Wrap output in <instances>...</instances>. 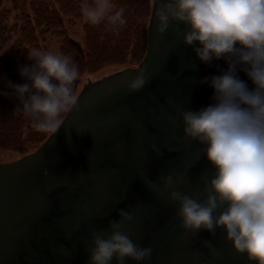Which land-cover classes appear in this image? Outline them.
<instances>
[{
    "label": "water",
    "instance_id": "water-1",
    "mask_svg": "<svg viewBox=\"0 0 264 264\" xmlns=\"http://www.w3.org/2000/svg\"><path fill=\"white\" fill-rule=\"evenodd\" d=\"M156 6L141 63L84 85L38 150L0 164V264H88L92 232L107 230L120 208L133 213L124 224L132 239L152 249L140 264H254L221 229L186 233L160 192L165 173L179 169L188 190L206 166L187 156L192 142L173 117L210 102L199 80L223 61L201 64L171 27L158 33ZM145 65L148 80L129 90L122 81Z\"/></svg>",
    "mask_w": 264,
    "mask_h": 264
},
{
    "label": "clouds",
    "instance_id": "clouds-1",
    "mask_svg": "<svg viewBox=\"0 0 264 264\" xmlns=\"http://www.w3.org/2000/svg\"><path fill=\"white\" fill-rule=\"evenodd\" d=\"M156 5L158 33L171 27L201 64L223 61L199 80L212 89L210 102L182 106L173 117L192 142L194 153L187 156L206 166L188 190L181 187L179 169L165 173L160 192L176 204L186 233L221 229L237 253L264 264V0H156ZM81 12L92 25L126 23L124 8L114 0H82ZM26 58L31 63L17 66L22 82L0 73V96L13 98L34 129L54 133L61 114L76 105L80 69L70 54L40 47H31ZM149 75L141 66L122 83L136 91ZM117 212L107 230L92 232L88 264H140L150 257L151 247L134 241L124 227L133 213Z\"/></svg>",
    "mask_w": 264,
    "mask_h": 264
},
{
    "label": "trees",
    "instance_id": "trees-1",
    "mask_svg": "<svg viewBox=\"0 0 264 264\" xmlns=\"http://www.w3.org/2000/svg\"><path fill=\"white\" fill-rule=\"evenodd\" d=\"M11 1L0 0V73L14 82L17 81L6 58L1 56L14 33L19 37L15 44L21 42L27 49L48 50L47 41L60 38L59 52L70 54L80 69L74 85L76 95L89 80L87 75L136 67L146 54L154 0H114L124 8L126 23L110 26L106 22L92 25L86 21L81 28L83 46L69 35V28L82 17V0H29L23 11L14 15L5 6ZM66 114L63 112L60 119ZM51 133L34 129L13 98L0 96V149L17 153L18 159L37 150Z\"/></svg>",
    "mask_w": 264,
    "mask_h": 264
},
{
    "label": "rangeland",
    "instance_id": "rangeland-1",
    "mask_svg": "<svg viewBox=\"0 0 264 264\" xmlns=\"http://www.w3.org/2000/svg\"><path fill=\"white\" fill-rule=\"evenodd\" d=\"M28 1L29 0H12L10 3H8L5 6L9 8L14 15L15 13L23 11ZM85 22L86 20L82 15V17L76 21V24L69 28V35L82 46L84 44V40H83V32L81 28ZM9 23L10 21L8 22V24ZM18 39H19L18 33H14L11 42L9 43L7 49L1 54V56L6 58L7 64L11 68L16 78V81L22 82L23 78L19 76L17 71V66L23 63H31V61L26 58V51H28L29 49H27L23 44H21V42L15 44L16 41H18ZM11 45H14L15 48L11 49L12 47ZM47 45H48V50L59 52L60 38L52 37L47 41ZM108 74H110L108 70H105L97 74H89L86 76V78L89 79L90 81H94ZM16 158H17V153L0 149V164L14 161Z\"/></svg>",
    "mask_w": 264,
    "mask_h": 264
},
{
    "label": "flooded vegetation",
    "instance_id": "flooded-vegetation-1",
    "mask_svg": "<svg viewBox=\"0 0 264 264\" xmlns=\"http://www.w3.org/2000/svg\"><path fill=\"white\" fill-rule=\"evenodd\" d=\"M111 209H113V206L109 207V211H110Z\"/></svg>",
    "mask_w": 264,
    "mask_h": 264
}]
</instances>
